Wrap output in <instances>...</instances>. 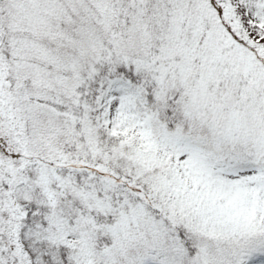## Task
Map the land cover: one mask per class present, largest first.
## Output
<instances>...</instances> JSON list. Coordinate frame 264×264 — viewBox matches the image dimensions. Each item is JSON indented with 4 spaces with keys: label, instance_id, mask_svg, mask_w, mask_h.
I'll return each mask as SVG.
<instances>
[{
    "label": "snow or ice",
    "instance_id": "1",
    "mask_svg": "<svg viewBox=\"0 0 264 264\" xmlns=\"http://www.w3.org/2000/svg\"><path fill=\"white\" fill-rule=\"evenodd\" d=\"M0 264H264V0H0Z\"/></svg>",
    "mask_w": 264,
    "mask_h": 264
}]
</instances>
